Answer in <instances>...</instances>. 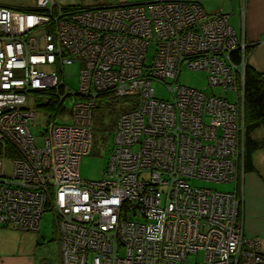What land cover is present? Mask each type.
I'll list each match as a JSON object with an SVG mask.
<instances>
[{
  "label": "built area",
  "instance_id": "obj_1",
  "mask_svg": "<svg viewBox=\"0 0 264 264\" xmlns=\"http://www.w3.org/2000/svg\"><path fill=\"white\" fill-rule=\"evenodd\" d=\"M35 8L0 5V227L38 232L50 212L58 264H197L189 255L199 251L198 264H264L259 239L244 235L237 191L191 184L236 185L243 173L247 45L228 15L201 0L75 11L35 0ZM72 65L75 91L65 82ZM182 66L205 72L210 87L235 100L178 84ZM155 81L171 99L155 97ZM36 89L53 90L63 108L38 134L28 103ZM103 93L135 96L137 105L115 119L104 176L85 181L79 161L90 152ZM67 97L70 121L55 123Z\"/></svg>",
  "mask_w": 264,
  "mask_h": 264
},
{
  "label": "rangeland",
  "instance_id": "obj_2",
  "mask_svg": "<svg viewBox=\"0 0 264 264\" xmlns=\"http://www.w3.org/2000/svg\"><path fill=\"white\" fill-rule=\"evenodd\" d=\"M6 3L8 7L20 9L27 11L30 9L28 7L33 0H1ZM132 2H142L146 0H131ZM55 2L57 6H63L65 9H71L70 11H75L76 8H89V7H101L105 4L97 5H79V4H59ZM109 4V3H108ZM34 9L35 6L33 7ZM65 82L73 90L78 88V68L76 65L66 66L65 67ZM168 83H171L172 80H167ZM177 82L180 85L191 87L194 89L201 90L207 95L214 96H224L229 101H234V93L232 91L223 90L221 87H210L207 81V75L203 71L188 69L186 66H182L179 75L177 77ZM153 88L155 90V97L162 100L171 99L172 95L167 90L165 84L161 82H153ZM40 89L33 90L28 97L29 106L35 113V118L30 123V128L34 134H38L46 125L47 120L50 121L48 110L37 107L36 104L37 98H35V92ZM43 90V89H41ZM105 96L106 94L103 93ZM109 97H115L112 95H107ZM76 98L81 99V95L76 94ZM79 101V100H78ZM64 106L66 107V113L64 115L58 114L55 119V123H64L69 122L68 118L69 110L71 107V100L67 97L64 100ZM97 106V101H96ZM94 108V111L96 109ZM120 110L124 111L125 107L120 106ZM116 106V108H117ZM93 111V134H92V144L90 152L87 155H84L80 158L79 161V175L81 180H99L104 176L107 163L111 152L114 147V130L112 128H107L106 124L108 118L106 112H97L94 116ZM121 112V111H120ZM119 114V113H118ZM117 114V115H118ZM115 122V121H114ZM1 143V142H0ZM2 145V144H1ZM6 170L9 171V166L6 167ZM191 184L196 187L210 188L219 191H231L234 189V182L229 183H214L209 181L202 180H192ZM40 233H33L31 231L24 232L13 229V228H0V244L10 250L15 251L16 249H21V251H30L32 252V258L35 259V255L47 256L52 264H56L57 254H56V244L52 240L54 238L53 231V216L50 212H47L41 222ZM192 259L197 264L200 263L203 259V252L199 251L196 255H189V259ZM190 263H192L190 261Z\"/></svg>",
  "mask_w": 264,
  "mask_h": 264
},
{
  "label": "crops",
  "instance_id": "obj_3",
  "mask_svg": "<svg viewBox=\"0 0 264 264\" xmlns=\"http://www.w3.org/2000/svg\"><path fill=\"white\" fill-rule=\"evenodd\" d=\"M59 4L97 5L116 3L119 0H55ZM130 3L131 0H124ZM152 1V0H146ZM144 2V1H142ZM203 7L210 13L222 12L228 15V23L235 31L239 40H243L245 49V63L264 74V0H201ZM0 5H7L0 0ZM35 0L28 6L33 8ZM234 93V92H233ZM235 100V94H234ZM256 139H264V127L258 128L252 134ZM254 169L240 175L235 185L242 199L241 212L243 217V231L247 237H256L260 241L261 252L264 254V148L256 150L252 155ZM232 191V190H231ZM41 227V226H40ZM9 228V227H0ZM33 232L35 234L40 233ZM28 231H22V233ZM56 264L59 262L57 241ZM32 252L15 251L0 244V264H52L47 256L32 258ZM34 255V254H33Z\"/></svg>",
  "mask_w": 264,
  "mask_h": 264
},
{
  "label": "trees",
  "instance_id": "obj_4",
  "mask_svg": "<svg viewBox=\"0 0 264 264\" xmlns=\"http://www.w3.org/2000/svg\"><path fill=\"white\" fill-rule=\"evenodd\" d=\"M33 10L35 9L30 8L27 11ZM235 53L233 59L236 63H240L239 52ZM68 88L71 89L69 86ZM241 90L243 93L242 169L244 172H247L254 169L252 163L253 153L258 149L264 148V139H256L252 136L255 130L264 127V74L245 63ZM34 94L38 102L36 104L37 107H42L51 114L56 111H63L62 106H58V100L53 90L40 89ZM105 94L106 96L101 94L98 97L94 116H96L97 112H106L105 115H107L108 118L106 126L107 128H114V121L117 114L120 113V111L122 112L117 105L124 106V109H131L137 105V100L135 96L109 97L107 96L109 93Z\"/></svg>",
  "mask_w": 264,
  "mask_h": 264
}]
</instances>
